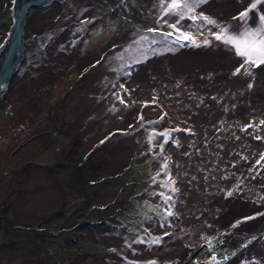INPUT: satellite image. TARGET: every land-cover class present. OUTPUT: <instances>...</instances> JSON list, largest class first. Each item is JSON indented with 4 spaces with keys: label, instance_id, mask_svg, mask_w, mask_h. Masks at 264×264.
Returning <instances> with one entry per match:
<instances>
[{
    "label": "rangeland",
    "instance_id": "1",
    "mask_svg": "<svg viewBox=\"0 0 264 264\" xmlns=\"http://www.w3.org/2000/svg\"><path fill=\"white\" fill-rule=\"evenodd\" d=\"M11 2L0 0V42ZM74 3L49 1L47 10L57 15L50 28L30 22L35 8L28 9L25 49L35 38L40 51L0 99V248L9 243L6 251L13 252L0 249V264H264V206L220 221L205 211L213 199L243 190L230 171L238 157L245 177L264 180V105L251 103L260 96L264 67L212 47L222 52L220 41L237 29L220 28L211 38L204 28L217 18L199 0H86L77 12L70 10ZM236 18L228 14L238 27ZM186 21L197 26L186 31ZM215 55L226 63L225 76L208 79L206 69L185 71L181 57ZM67 57L72 61L54 70ZM167 60L181 66L161 68ZM40 70L53 75L38 83ZM98 70L103 90L87 89ZM126 82L129 89L117 93ZM74 89L95 97L111 92L118 106H130L128 118L65 111ZM135 90L137 101H130ZM205 120L218 123L208 135L193 129ZM124 138L127 147L120 146ZM194 201L199 206L188 211ZM150 220L161 225L151 227ZM189 238L199 243L190 255L183 249ZM133 247L140 249L131 255ZM149 253L152 260L144 258Z\"/></svg>",
    "mask_w": 264,
    "mask_h": 264
},
{
    "label": "bare ground",
    "instance_id": "2",
    "mask_svg": "<svg viewBox=\"0 0 264 264\" xmlns=\"http://www.w3.org/2000/svg\"><path fill=\"white\" fill-rule=\"evenodd\" d=\"M49 1L50 0H44L37 7H34L35 9L33 10V12H34V14L32 15L33 17L31 16L32 18H29V19H31L30 22H32V23L34 22L36 24L38 22H40V24L44 25L45 27H49L50 24L52 26L56 25L57 15H56L55 10H53V9L47 10V8H46L47 6L51 5V4H49ZM80 1L74 0L75 3L73 6H71L70 10H72V11L75 10V12H77L78 10L82 11V9H84L85 6L88 5V4H85L86 0H80ZM199 2H200L201 8H203L205 11L209 12L210 15H213L214 17L217 18V22H215L214 24L207 25L204 28V30H206V32L211 36V38H212V34L217 32L220 28H224V32L228 33V34L231 33V31H230L231 29L232 30L237 29L236 31H234L230 34V35L234 34V37H236L240 32H244V33H245V31L246 32H255V31H257V29L264 27V20H261V17H264V0H222L219 4H217L214 1L209 2L208 0H199ZM30 7H32V6H30ZM42 7H44V8H42ZM228 14H232V15L235 14V16L239 17V18H236V20L238 21V27H236L235 21H233L232 19H228ZM255 14H258V15L256 16ZM27 22H28V20L26 19V23ZM182 24H183L184 28L186 29V31L193 30L195 28V26H197V25L194 26L192 23L187 22V21L183 22ZM55 28L56 29H53L54 33H55V31L58 30V27H55ZM65 39H63L62 42L60 43L61 47H65V45H64ZM67 39H68V41L71 42V44H74L76 42V39H70V37H68ZM34 40H35V38L31 40L30 49H25L24 57L20 61L19 65L17 66V69L14 72L15 75H17L19 72H21V69L28 67L27 63L30 59H33L36 61L37 53L40 50L36 49L35 45H36L37 41H34ZM25 44H27V42ZM67 46H70V44ZM220 46L222 48V52L220 51V48L217 45V43H215V45H213L212 47L217 48L218 49L217 52L221 55L227 56L226 55L227 53L228 54L232 53V54H234L233 56H239L237 54L234 46L226 43L224 39L220 41ZM41 51H42V48H41ZM82 55L83 54L81 53V56ZM64 56H67V55H64ZM75 57L73 59L72 58L71 59L77 60L79 58V50H78L77 54L75 55ZM181 57H182V60H185V63H186L185 71L189 70L188 72H191L194 68L199 69V70H205L206 69V70H208V73H207L205 79L210 78L212 75L216 76V77H223V75L225 76L224 70H226V67H225L226 63L220 61L222 57L219 55H215V58H217L218 60H213L209 57H206V59H205V57H201L199 59H194V58H190V57H186V56H181ZM242 59H243V57H242ZM72 60H70L68 57H67V59L64 58V59L58 60L54 66V70H57L58 68L63 67V65L70 63V61H72ZM167 61L168 62L166 64L161 65V68L168 69V70H172V69L178 70V67L181 66V65L177 66V64L174 61H169V60H167ZM249 64L256 66V67H259L260 70H262L264 67V64H252V63H249ZM215 67H217V68H215ZM104 68H106L111 75L108 78V81H113L114 78L112 76L113 75L112 70L110 68H108L107 65L105 67H103L102 69H104ZM155 69H156V67H154L152 70H155ZM101 71L102 70H100V71L98 70V71H94L93 73H91L92 81L90 83H86L87 89H90V90L93 89L94 91L101 89V76H102ZM140 74L141 73H137V72L135 74H133L131 82L133 81L134 84H136L137 83V80H136L137 76L139 77ZM52 75H53V72L48 73L47 70H40V72L37 74L36 81L38 83H45L46 81L49 80V78ZM261 75L264 78V70L261 73ZM127 80L130 81L129 78ZM207 83H209V82H207ZM118 84L120 86V83H118ZM126 86H127V89H129L130 85L128 86V84L126 82V85L122 84L121 87L117 88V93H120L123 95ZM101 90H103V88ZM109 90H110V88H109ZM138 90L142 91V88L138 89ZM263 90H264V84L262 83L260 86V89L256 90V93L260 92V96H256V98L253 97L251 99V103L259 102V103H262L264 105V93H262ZM137 94H138L137 90H135V92H133V94H131V95H129V93H128L129 100L130 101L135 100ZM80 99H81V102L79 101ZM135 101H137V100H135ZM107 102L109 103L110 106H116V109L113 107H109ZM120 103H122V102H120ZM65 106H67V107H65L66 108L65 111L79 113V114H81V112H83L84 118L94 117L95 119L100 118L101 116L104 115L105 112H107L110 114H115V113L119 114L122 117H124L123 120H125L128 118L129 111H130V106H128L127 108L118 106V104L115 100L114 94H112L111 92L110 93L104 92L101 96L95 97V95H89L86 91H79L77 89L76 90L74 89L73 92L67 97ZM174 117L178 118L180 116L175 115ZM217 125H218V123H216V122L214 123L210 120H205V121H203V123L200 126H198V128H193V129L205 131L208 135V134H210L208 132L209 127L211 126L212 128H215ZM127 140L129 142L128 138L121 139L120 146L125 145L127 147ZM194 143H196V142H194ZM117 148H120V147H117ZM117 155H118V153L116 152V156ZM165 157H166V155H165ZM241 157H243V155ZM241 157H238L237 160L232 164L230 171H232L234 174H236V176L238 177V180H239L238 187H241L243 190L240 193H237L236 194L237 196H234L232 198L233 200L223 198V200L214 201V199H213L211 201V203H209L205 206V211L208 210L209 214H210V210H214L216 212V215H215L216 220L220 221L222 215L224 217H228V215H231L230 217H232V216H236L242 212H253L254 210L262 208L264 206V197L260 193L261 188L262 187L264 188V180L262 178H258L257 176H253V174L251 172H248L249 175L247 177H245L242 174V170H246L245 169V162L241 160ZM246 167H248V166L246 165ZM31 173L34 174V172H31ZM33 174L31 176H33ZM28 176H29V174H28ZM213 179H215V178L213 177ZM112 189H113V187L111 185L106 186L105 190L101 193V195H104L105 197H107V195L111 192ZM224 196H225V194H224ZM257 196L262 197V199L254 202L253 200H255L257 198ZM199 203H200L199 201L189 202L187 204L190 206V209L188 211L196 209L199 206ZM240 207H242V210H240ZM185 210H187L186 207H185ZM238 210H240V211H238ZM16 213H17L18 217L21 215L19 209ZM170 221L171 220L166 221L167 224L171 225L169 223ZM148 224L151 227H156V226H160L161 222H159L157 220H150L148 222ZM206 225H208L207 227H210L212 225L211 221L209 224H206ZM174 226H175V224H173L171 229H173ZM240 229H243V228L240 227ZM177 232L182 233L184 235H187V233L183 229H181ZM196 234H197V232H196ZM203 236L204 235L202 234L201 237H203ZM203 238H201V239H203ZM198 244H199L198 240L194 242L190 239V242L187 243L188 246L184 247L183 249L187 252V254L190 255L194 251L195 246ZM8 245H9V243H7L4 247L0 248L2 250V252H4V251L10 252V251H6V248L10 247ZM19 246H21V244ZM139 249L140 248H137V247L131 248V250H130L131 255L135 254V252L138 251ZM125 251L129 252V249L126 248ZM12 253L13 252H10L8 254H12ZM160 254H161V252H160ZM160 254L158 256L159 258H160ZM151 256H153V255L151 253H149L148 257H144V258L145 259H147V258L151 259ZM117 258H119V257H117ZM125 260L126 259H122V260H119L116 262L117 263L122 262V264H126ZM133 263L138 264V261L135 260V261H133ZM154 263H155L154 261H151L148 264H154ZM3 264H10V263L4 262Z\"/></svg>",
    "mask_w": 264,
    "mask_h": 264
},
{
    "label": "water",
    "instance_id": "3",
    "mask_svg": "<svg viewBox=\"0 0 264 264\" xmlns=\"http://www.w3.org/2000/svg\"><path fill=\"white\" fill-rule=\"evenodd\" d=\"M44 0H12L9 25L0 42V96L13 81L14 72L25 53L24 31L30 6L37 7Z\"/></svg>",
    "mask_w": 264,
    "mask_h": 264
},
{
    "label": "snow or ice",
    "instance_id": "4",
    "mask_svg": "<svg viewBox=\"0 0 264 264\" xmlns=\"http://www.w3.org/2000/svg\"><path fill=\"white\" fill-rule=\"evenodd\" d=\"M170 7L175 9L179 5L173 3ZM261 20H264V17H261ZM209 22L211 23L212 21ZM187 38L185 37V39ZM217 38L220 39L221 37ZM224 40L234 46L237 54L245 58V62L264 64V27L257 29L255 32H245L239 37L225 36Z\"/></svg>",
    "mask_w": 264,
    "mask_h": 264
},
{
    "label": "flooded vegetation",
    "instance_id": "5",
    "mask_svg": "<svg viewBox=\"0 0 264 264\" xmlns=\"http://www.w3.org/2000/svg\"><path fill=\"white\" fill-rule=\"evenodd\" d=\"M67 38H68V37H67ZM8 88H9V87H8ZM7 90H8V89H7ZM7 90H6V91H7ZM6 91H3V92L1 93L0 99L3 97V95H4V93H5ZM9 226L12 227L13 225L10 224ZM13 227H14V226H13ZM13 227H12V228H13ZM11 239H15V236H11Z\"/></svg>",
    "mask_w": 264,
    "mask_h": 264
}]
</instances>
